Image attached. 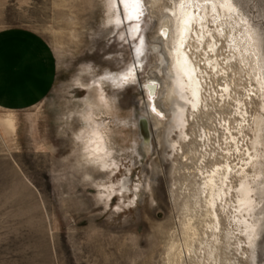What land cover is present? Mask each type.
Listing matches in <instances>:
<instances>
[{"label": "rangeland", "instance_id": "rangeland-1", "mask_svg": "<svg viewBox=\"0 0 264 264\" xmlns=\"http://www.w3.org/2000/svg\"><path fill=\"white\" fill-rule=\"evenodd\" d=\"M175 1L142 0V36L133 39L128 23L110 21L108 0H0V31L38 33L53 72V84L37 104L0 108V264H198L169 254L173 243L183 242L180 221L190 183L183 174L198 162L189 157V146L184 155L163 154L161 143L171 121L162 91L171 81L173 28L166 38L160 29L174 22L167 6ZM244 1L264 33V0ZM117 14L122 16L119 7ZM138 37V78L115 85L137 60ZM99 82L107 106L97 102ZM147 82L159 86L162 124L149 111ZM259 109L254 97L249 111ZM87 112L105 121L111 152L106 169L86 154L81 132ZM141 115L150 120L152 149L139 133ZM202 123L208 125L206 117ZM192 124L188 131L195 138ZM258 243L256 261L264 264V231ZM233 253L228 256L238 264L240 254Z\"/></svg>", "mask_w": 264, "mask_h": 264}, {"label": "bare ground", "instance_id": "bare-ground-1", "mask_svg": "<svg viewBox=\"0 0 264 264\" xmlns=\"http://www.w3.org/2000/svg\"><path fill=\"white\" fill-rule=\"evenodd\" d=\"M108 1L113 10L110 21H121L116 27L128 23L129 29L138 23L139 31L129 33L133 39L142 36L141 18L126 21L120 0ZM247 3L176 0L167 6L174 22L160 29L168 36L173 28L168 49L171 81L162 91L171 117L161 138L163 154L168 149L184 155L186 145L191 160L200 162L183 174L190 180L180 221L183 242L173 243L169 254L194 257L198 264H236L228 251L239 253L249 264H259L256 251L264 231V33L242 7ZM142 44L143 38L136 43L134 71L129 72V67L118 74L115 85L137 80ZM145 86L149 111L162 124L165 113L157 103L159 86L154 82ZM95 92L98 104L105 106L103 99L107 106L101 82ZM254 97L260 100V109L250 113ZM204 117L208 125L202 123ZM85 122L81 133L88 159L106 169L111 152L103 132L105 121L87 112ZM192 123L198 128L195 138L188 131Z\"/></svg>", "mask_w": 264, "mask_h": 264}, {"label": "crops", "instance_id": "crops-1", "mask_svg": "<svg viewBox=\"0 0 264 264\" xmlns=\"http://www.w3.org/2000/svg\"><path fill=\"white\" fill-rule=\"evenodd\" d=\"M40 39L26 28L0 31V108H30L52 86V61Z\"/></svg>", "mask_w": 264, "mask_h": 264}, {"label": "snow or ice", "instance_id": "snow-or-ice-1", "mask_svg": "<svg viewBox=\"0 0 264 264\" xmlns=\"http://www.w3.org/2000/svg\"><path fill=\"white\" fill-rule=\"evenodd\" d=\"M120 4L123 6L125 10V17L124 19L126 21H139L140 18L143 16V3L142 0H120ZM115 3L113 2V7H115ZM242 7L245 8V10H248V7L246 4H242ZM262 7H264V4H262ZM231 11V9H229ZM121 21H116L115 24L119 25ZM129 31H139V24L137 23L134 29H129ZM161 36L166 38L167 33H161ZM142 42V41H141ZM133 68H129V72H133ZM127 80V77H125ZM101 104H104L106 106V103L101 99ZM153 111H156L155 108L152 109ZM158 115H162V113H157Z\"/></svg>", "mask_w": 264, "mask_h": 264}, {"label": "water", "instance_id": "water-1", "mask_svg": "<svg viewBox=\"0 0 264 264\" xmlns=\"http://www.w3.org/2000/svg\"><path fill=\"white\" fill-rule=\"evenodd\" d=\"M139 133L144 143L151 144L152 149V137L153 133L151 130L150 120L146 115H141L138 119ZM145 147V146H144ZM146 149V148H145Z\"/></svg>", "mask_w": 264, "mask_h": 264}]
</instances>
